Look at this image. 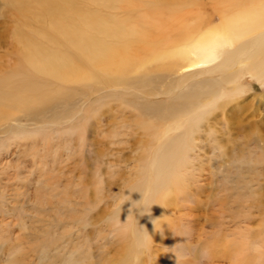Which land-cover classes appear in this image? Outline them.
Returning a JSON list of instances; mask_svg holds the SVG:
<instances>
[{"label": "bare ground", "instance_id": "bare-ground-1", "mask_svg": "<svg viewBox=\"0 0 264 264\" xmlns=\"http://www.w3.org/2000/svg\"><path fill=\"white\" fill-rule=\"evenodd\" d=\"M210 1L216 2L217 7L208 14L204 8ZM6 2L18 14L30 16L57 34L55 37L37 29L23 32L17 26L14 36L25 49L20 55L22 61L18 72H28L30 77L39 80L40 77H48L57 83L84 85L90 93L93 92V84L103 85L98 88V91L103 90L96 101L99 102L98 108L88 107L85 120L95 114L100 115L107 122H103L106 128L102 130V137L111 138V144L122 142L120 137L127 133L126 128L141 130L144 157H154V161L140 172V178L127 190L129 196L124 209L115 212L113 218L117 223L131 217L130 228L134 233L147 236L145 232L149 230L151 215H155L158 206L168 208L179 201L185 204L193 202V195L198 190H191L189 181L193 179L194 183L198 180V171L194 173L197 168H190L192 160L205 147L213 153L218 151L219 156L228 155L231 165L228 171L221 173L225 175L224 180L237 173L238 180H235L237 183L243 181L248 190L243 198L264 200L261 187H258L261 192L258 194L250 189L257 178H264L260 167L264 160V139L259 128L255 127L250 134L238 126L237 138L228 139L232 142L230 148L221 144L223 139L217 138V130L211 127L201 129L205 118L208 122L211 114L228 105L227 100L243 93L240 84L243 76L250 75L258 81L264 75V0ZM88 2L98 8L86 5ZM215 19L219 22L213 23ZM180 70L194 71L170 80L166 86H159ZM9 82L12 84L8 80V85ZM42 83H26L18 88L15 85V93L11 95L0 92V108L5 106L40 116L43 111L57 112V109L68 105L69 92L58 90L56 95H51L52 89L44 90L50 84L47 81ZM42 94L46 96L42 97ZM161 94L165 96L161 100L151 98ZM112 101L117 104L112 106ZM56 102L60 106L54 104ZM127 109L128 115L122 118L116 115L125 113ZM6 114L0 112L1 116ZM80 130L81 125H77L71 131L77 134ZM204 130L208 132L207 140L202 139ZM220 132L224 136L233 134L227 127ZM244 140H247L245 145ZM251 161L254 164H250ZM245 172L254 175L245 180ZM53 239H48L46 246L44 242L39 246L44 256L49 258L53 255L45 249L55 243ZM222 252L233 264H264L263 250ZM211 253L213 257L218 255L216 250ZM64 261L70 262L72 258ZM7 264L18 262L10 258Z\"/></svg>", "mask_w": 264, "mask_h": 264}, {"label": "rangeland", "instance_id": "rangeland-1", "mask_svg": "<svg viewBox=\"0 0 264 264\" xmlns=\"http://www.w3.org/2000/svg\"><path fill=\"white\" fill-rule=\"evenodd\" d=\"M87 4L98 8L92 2ZM215 7L216 2L210 1L204 10L211 14ZM24 21L27 24L21 25ZM17 26L23 32L44 30L57 37L41 22L18 14L6 0H0V83H5L0 84V92L11 95L20 85L47 81L50 86L44 90L52 89L51 95L58 90L69 92V99L68 105L57 112L43 111L40 116L0 108L2 114L7 112L6 116L0 115V264H7L10 258L18 264H233L222 250L264 252V200L243 198L248 190L243 181L237 183L235 169L236 175L232 173L227 180L221 173L231 165L228 155L219 156L218 151L213 153L208 147L192 160L190 170L196 167L194 173H202L197 172L194 183L193 179L189 181L191 190H198L193 202L178 200L168 208L158 206L151 215L147 236L134 233L131 217L117 223L113 218L115 212L124 209L127 190L154 161V157H144L141 130L124 128L127 133L120 137L122 142L111 144V138L102 137L106 128L103 122H107L100 115L85 120L88 107L98 108L96 101L103 92L98 88L103 85L93 84L90 93L84 85L57 83L48 77L39 80L28 72H18L25 49L14 36ZM193 71L180 70L159 86ZM8 80L12 84L8 85ZM240 81L243 93L227 100L228 105L211 114L208 122L206 118L201 122V129L217 130V138H222L221 144L228 148L232 145L229 140L237 138L238 126L250 134L258 127L264 139V75L258 81L245 75ZM126 111L116 115L122 118L128 115ZM77 125L81 130L76 134L71 130ZM223 126L233 134L224 136L220 132ZM202 134L207 140L208 132ZM210 143L213 145V141ZM260 167L264 173V160ZM253 175L245 172V180ZM258 187L264 195V178H257L250 189L258 194ZM50 238L55 243L45 250L52 253L51 258L39 248L43 242L46 246ZM212 250L218 255L213 257ZM70 257L72 261H64Z\"/></svg>", "mask_w": 264, "mask_h": 264}]
</instances>
